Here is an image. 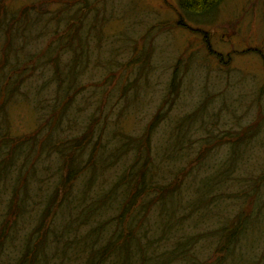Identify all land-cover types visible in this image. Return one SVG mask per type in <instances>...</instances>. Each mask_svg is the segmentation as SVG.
<instances>
[{
  "label": "trees",
  "instance_id": "obj_1",
  "mask_svg": "<svg viewBox=\"0 0 264 264\" xmlns=\"http://www.w3.org/2000/svg\"><path fill=\"white\" fill-rule=\"evenodd\" d=\"M87 1L64 0L50 13L0 5V264H205L190 229L214 206L226 219L220 233L234 238L244 224H228L224 207L233 205L222 194L255 133L219 129L208 101L176 112V71L146 127L128 132L124 121L150 95L149 69L118 60L132 36L108 47L85 28L97 21ZM223 1L177 5L198 23ZM97 68L105 74L91 84ZM19 107L33 120L22 133L11 124ZM220 144L230 155L201 177Z\"/></svg>",
  "mask_w": 264,
  "mask_h": 264
},
{
  "label": "rangeland",
  "instance_id": "obj_2",
  "mask_svg": "<svg viewBox=\"0 0 264 264\" xmlns=\"http://www.w3.org/2000/svg\"><path fill=\"white\" fill-rule=\"evenodd\" d=\"M63 1L0 0V5L19 13L23 7H41L50 13ZM87 4L93 7L97 21L95 25L90 19L85 28L100 32V40L108 41V47L109 41L132 36L131 49L120 48L118 60L133 65L144 61L149 69L145 75L150 95H144L139 113L124 121L128 132L146 127L151 108L161 103L176 71V79L183 80L176 112H189L208 101L210 113L220 112L215 117L219 129L249 127L255 133V137L247 135L251 143L238 153L233 186L227 184L222 194L223 204L233 205L224 207L231 212L226 216L228 224L237 227L242 220L244 224H239L234 238L228 228L220 233L226 219L213 215L214 206L207 209L203 223L190 230L195 251L201 257L206 255L201 259L205 264H264V0H224L214 15L200 18V23L182 18L177 0H88ZM47 38L41 39L42 48L49 42ZM101 74L104 71L97 68L91 84ZM13 111V130H28L33 122L28 110L19 107ZM228 147L216 145L209 158L212 166L205 172L201 167L198 175L213 177L216 165L230 155ZM234 185H240L243 193ZM148 222H152L150 216Z\"/></svg>",
  "mask_w": 264,
  "mask_h": 264
}]
</instances>
